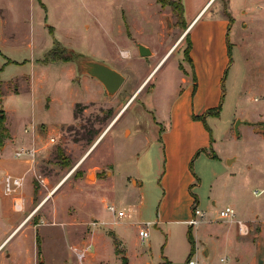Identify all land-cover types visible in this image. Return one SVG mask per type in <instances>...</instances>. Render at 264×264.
<instances>
[{"label": "rangeland", "instance_id": "374dc122", "mask_svg": "<svg viewBox=\"0 0 264 264\" xmlns=\"http://www.w3.org/2000/svg\"><path fill=\"white\" fill-rule=\"evenodd\" d=\"M252 1L231 2L234 25L231 42L227 39L231 68L220 86L224 91L221 114L218 119H209L208 124L214 138L221 140L218 144L224 155L238 157L232 170L252 167L244 169L240 196L256 207L264 199V195L252 193L256 189L261 192L264 186V140L247 125L238 130V136L235 132L239 119L251 122L255 115L264 114L260 96L252 94L247 104L240 102L254 84L251 64L263 41L261 27L249 24V16L242 15L244 10L250 12L255 4ZM170 2L178 5V0H164V5L158 0H111L103 4L109 22L104 30L97 18H103V14L90 12L91 7H81L73 0H49L52 8L48 21L37 0H0V56L12 61L3 76L0 73L4 80H0V117L5 118L9 128L7 139L10 131L21 136L28 132L30 147L36 149L34 169L23 187L11 195L2 193L6 209L18 217L14 226L20 227L24 221L25 226L7 240L13 237L0 253V264H130L131 260L135 262V253L139 260L147 258L153 264H161L167 253L173 264L183 263L186 254L182 225L166 223L159 231L153 229L145 242L137 240L139 228L131 225L156 219L159 184L166 169V148L164 151L163 145L154 141L161 132V126L155 124L159 123L157 113L168 114L177 90L187 88L182 83L188 77L187 71L190 75L186 36L151 76L186 30L178 12H172ZM200 3L184 0L186 20L194 17ZM224 4L225 0H217L207 16L222 14ZM134 19L138 21L132 23L134 32L141 29L136 39L128 26V21ZM70 22L73 24L68 27ZM48 24L57 29L55 39L65 44L54 39V30ZM33 39L38 43L36 48ZM138 45L147 47L151 55L141 57ZM89 61L107 65L124 76L125 83L118 93L110 95L101 82L84 72V64ZM18 88L29 90L2 100ZM200 122L208 133L210 128ZM141 132L152 141H144ZM187 150L188 144H183L181 154H177L180 157ZM200 151L189 164V172L197 181L188 192L193 197L191 190L195 187L199 202L206 203V184H200L207 177L209 163L195 160ZM137 182L144 185L141 194L145 196L139 210L135 200L141 195L134 193ZM15 198H19L21 210L15 207ZM111 204L126 213L124 226L110 224L114 217L106 207ZM170 228L177 229L180 237L176 236L166 252ZM88 246L91 250L79 263L76 254Z\"/></svg>", "mask_w": 264, "mask_h": 264}, {"label": "crops", "instance_id": "0c3cea01", "mask_svg": "<svg viewBox=\"0 0 264 264\" xmlns=\"http://www.w3.org/2000/svg\"><path fill=\"white\" fill-rule=\"evenodd\" d=\"M73 1L76 4H80L81 7H91L92 10L90 12L96 11L102 15L106 11L103 4L111 0ZM216 1L217 0H201L194 17H190V19L186 20V12L183 5L184 0H181L184 9L186 30H184V34L174 48L171 49L172 52L170 54L168 53L151 73L152 76L160 65L173 54L174 49L186 36H188L189 40L191 39V47L188 54V63H191L189 65L190 75L187 71V79L185 78L182 80V83L187 85V88H179L177 90L174 101L168 106V112H166L168 114L157 113L159 123L157 121L155 122L157 126H161V132L159 131L158 137L154 141L163 145L164 151L166 148V169H164L159 184L161 198L157 216L156 219H149L144 222H131V225L139 227L138 224L140 223H152L153 226L150 230V237L153 229L159 231L166 223L182 225L184 227L182 239L184 243V252L186 254L182 264L187 263L191 254L192 246L189 241L190 235L195 243L194 257L198 261V264H264V199L261 204L257 203L255 207L252 204H246L244 198L240 196V191L244 189L242 182V177L244 173H246L244 169L249 171L252 170V167L248 165L246 168L240 167L238 170H232L231 168L237 163L238 157L234 155H224L225 153L222 146L218 144L221 140L218 141L214 138L213 129L208 124L209 119H218L221 114L224 91L223 86L222 88H220V86L222 78L231 68V60L229 58L230 50L227 39L230 38V30L234 25L233 16L230 11L232 0H225V4L223 5L224 12L222 14L219 12V14L207 16ZM252 3L255 4L250 8V12L248 13V11L244 10L242 11V15L249 16V24L259 25L261 27L263 31V36L261 38L263 41L260 45L261 49L258 47L256 59L251 64L255 76L254 84L252 83L253 85L250 86L247 95L245 94L240 101L245 104L250 101L248 96L252 94L255 97L260 96V98L264 100V0H255L252 1ZM37 6L40 7L41 11H44L45 19L48 21L50 9L52 8L49 0H41V2L37 0ZM138 11L142 16L145 15L142 9L138 8ZM102 17L103 18H99L97 16L100 22V28L107 30L109 24L108 17H105L104 14ZM134 22L137 23L138 21L135 19L128 21V26L132 28L130 32L134 39H136L135 36L138 35L137 33H139V35L141 34V29L136 28L139 30L134 32L133 28L135 26L132 25ZM146 23L147 22H145V24ZM71 24L73 23L70 22L68 27H70ZM46 26L54 30L53 37L55 39L57 29L50 26V24ZM109 36L112 37L111 34H109ZM55 40L59 42L57 39ZM33 41L34 48H36L38 43H36L35 39H33ZM229 42H231L230 39ZM238 43L242 44L243 42L238 41ZM235 46L234 44V47ZM37 50L39 53V46ZM10 62L12 61L6 60L5 56H0V73L2 76L5 68L9 66ZM2 66H4V69ZM1 81L4 83V80L1 79ZM144 85L142 88L140 87L138 89L134 98L143 90ZM22 90L28 91L29 88H18L14 93L5 94L2 100L4 101L7 97L11 98L22 93ZM134 98L129 101L127 107H130ZM254 100H257V98ZM217 108H220L217 116L210 115L206 118L205 123L207 124V128H210H208L209 130L207 133L201 122L196 121L194 118L204 116L210 110H216ZM5 113L7 118V112L5 111ZM243 122L246 123L241 124L238 130L241 131V127L247 125V129L257 138L264 140V114L261 116L259 114L255 115L251 122ZM141 133L139 136H143L145 139L144 141H152L147 135L145 136L144 133ZM31 143V135L28 134V132L27 134L25 133L24 136H21L20 134L10 131V138L7 139L3 147H0V239H4L2 243L0 241V248H3L0 253L17 234L14 233L17 230L19 231L20 227L22 228L25 226L23 224L25 221L20 227L14 226L13 223L18 217L17 215H11L8 209H6V200L3 198L2 193L4 192V179L6 176L24 178V182L26 179H29L35 163L27 157L17 158L16 152L20 149L30 147ZM183 144H188V150L179 157L178 154H181L179 150ZM199 150L201 151L195 160H206L209 163L207 177L203 179V182L200 184V186H205L206 184L209 196L206 203L199 202L193 190L195 187L191 190L193 197H190L188 192V190H190V185L197 181V177H192L189 172V164ZM84 159L85 157L76 167H78ZM251 162L252 158L249 164ZM194 186H196L197 190V185L194 184ZM143 187V184L137 182L134 193L141 195V197L135 200V206H137L138 210L143 207L142 204L145 201L144 194H141ZM18 191L19 190L15 193ZM252 193H256L255 196L264 195V186L261 192H258L256 189L252 191ZM15 199L19 200V198ZM166 204L167 206H165ZM194 206H198L206 212V218L200 226L191 228L187 225V222L192 218ZM225 208H232L235 211V217L224 221L220 220L219 212ZM28 221L29 220H27V222ZM122 221L115 226H124ZM238 221L244 224L242 232L240 231ZM176 230L177 229L170 228L167 231L164 246L166 252L168 251L169 245H173L176 236H178ZM11 236L13 237L7 242ZM178 237H180V235ZM120 238L123 239L122 237ZM138 239L139 235L137 240ZM139 241L141 240L139 239ZM134 257L135 262L131 260L130 264H153L147 258H144V261L143 259L139 260L137 253L134 254ZM131 258L134 259L133 256H131ZM170 258L171 257H169L167 253L165 257H162L160 263L173 264Z\"/></svg>", "mask_w": 264, "mask_h": 264}, {"label": "built area", "instance_id": "2783aa9c", "mask_svg": "<svg viewBox=\"0 0 264 264\" xmlns=\"http://www.w3.org/2000/svg\"><path fill=\"white\" fill-rule=\"evenodd\" d=\"M54 141L55 140H52V143H54ZM16 157L17 158L27 157L30 160H32V162L35 163L36 149L33 147H27V148L20 149L19 151L16 152ZM23 185H24V178H15L12 176H6L4 179V192L6 195H11L15 193L17 190H20L23 187ZM14 203H15V207L18 210H21V206L19 205L18 200L14 199ZM106 209L114 217L113 222L110 223L111 225H117L126 216V213L123 211H118L115 205H109L106 207ZM192 214H193L192 218L190 221L187 222V225L191 228H196L204 222V219L206 218V212L201 210L198 206H195L193 208ZM235 215H236L235 211L232 208H225L219 212V219L224 221V220L235 217ZM238 225H239L240 231L242 232L244 229V224L238 221ZM152 226L153 224L150 222L139 225L138 235H139V239L142 242H145L146 240L150 238V230ZM90 250H91V246H88V248L84 252L76 254L77 260L79 263L83 262L84 258L86 257V252H89ZM186 264H198V261L193 256L187 260Z\"/></svg>", "mask_w": 264, "mask_h": 264}, {"label": "water", "instance_id": "95a60500", "mask_svg": "<svg viewBox=\"0 0 264 264\" xmlns=\"http://www.w3.org/2000/svg\"><path fill=\"white\" fill-rule=\"evenodd\" d=\"M138 50L141 57L151 55V51L145 46L138 45ZM84 72L101 82L110 95L118 93L125 83V78L122 74L101 63L92 61L86 62L84 64ZM243 123L246 122L238 120L235 124L237 136L239 135L238 128Z\"/></svg>", "mask_w": 264, "mask_h": 264}, {"label": "trees", "instance_id": "16d2710c", "mask_svg": "<svg viewBox=\"0 0 264 264\" xmlns=\"http://www.w3.org/2000/svg\"><path fill=\"white\" fill-rule=\"evenodd\" d=\"M38 1L41 2V0H38ZM158 1L161 4L164 5V0H158ZM165 5H167V4H165ZM169 6L171 7L172 12L173 13L178 12V17L181 18L184 21V9H183L181 0H178V5L175 4V2H170ZM184 24H185V21H184ZM188 42H189L188 54H189V49L191 47L190 46V40ZM0 80H1V77H0ZM0 97H1V88H0ZM219 109L220 108H217L216 110H210L204 116L196 117L195 119L205 122V120H206V118L208 116H210V115L217 116L218 113H219ZM1 112H3V111H1ZM8 137H9V133H8V130H7V127H6L5 118L0 117V147H3L4 146V142H5V140ZM189 241H190V244L192 246L191 254L189 256V258H191V257L194 256V253H195V243H194V240H193V238H192L191 235L189 236Z\"/></svg>", "mask_w": 264, "mask_h": 264}, {"label": "bare ground", "instance_id": "6f19581e", "mask_svg": "<svg viewBox=\"0 0 264 264\" xmlns=\"http://www.w3.org/2000/svg\"><path fill=\"white\" fill-rule=\"evenodd\" d=\"M146 83H147V82H146ZM145 85H146V84H145ZM96 144H98V142H97ZM96 144H95V146H96ZM95 146H94V147H95Z\"/></svg>", "mask_w": 264, "mask_h": 264}, {"label": "flooded vegetation", "instance_id": "af4514ba", "mask_svg": "<svg viewBox=\"0 0 264 264\" xmlns=\"http://www.w3.org/2000/svg\"><path fill=\"white\" fill-rule=\"evenodd\" d=\"M134 98V97H133Z\"/></svg>", "mask_w": 264, "mask_h": 264}]
</instances>
